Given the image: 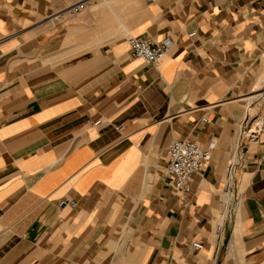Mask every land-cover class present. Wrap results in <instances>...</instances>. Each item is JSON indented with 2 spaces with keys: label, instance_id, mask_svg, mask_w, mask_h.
<instances>
[{
  "label": "crops",
  "instance_id": "obj_1",
  "mask_svg": "<svg viewBox=\"0 0 264 264\" xmlns=\"http://www.w3.org/2000/svg\"><path fill=\"white\" fill-rule=\"evenodd\" d=\"M77 1L0 0V264H264V133L237 138L264 0ZM128 35L172 45L151 65ZM185 139L211 158L181 193Z\"/></svg>",
  "mask_w": 264,
  "mask_h": 264
},
{
  "label": "built area",
  "instance_id": "obj_2",
  "mask_svg": "<svg viewBox=\"0 0 264 264\" xmlns=\"http://www.w3.org/2000/svg\"><path fill=\"white\" fill-rule=\"evenodd\" d=\"M88 0H79L71 5L68 10L77 13ZM194 33H189L192 36ZM128 46V58H141L151 65H157L167 54L172 42L164 38L160 42H154L147 37L128 35L126 39ZM201 122L209 124L210 120L205 117ZM253 123V122H252ZM243 127L240 128V131ZM119 129V128H118ZM264 133V116L254 128L248 130L244 135L246 140L254 141L258 135ZM243 136V138H244ZM242 139V138H241ZM242 144V143H240ZM167 163L165 167L167 184L176 191L186 193L189 190V183L192 175L197 173L211 158L210 150L203 147L197 140H173L167 150ZM233 165L230 164L227 170L228 183L232 180ZM73 206V203H70ZM194 249H200V243H193Z\"/></svg>",
  "mask_w": 264,
  "mask_h": 264
},
{
  "label": "rangeland",
  "instance_id": "obj_3",
  "mask_svg": "<svg viewBox=\"0 0 264 264\" xmlns=\"http://www.w3.org/2000/svg\"><path fill=\"white\" fill-rule=\"evenodd\" d=\"M263 85V84H262ZM252 95H258V96H263L264 97V85L256 92V93H249V96H252ZM263 105H264V99H263ZM249 113L251 114V116L253 117L251 120H259L260 121V116L257 114L255 115V110H249ZM250 124V122H249ZM248 123H244V125H249ZM243 125V127H244ZM241 131H244L245 132V128H242Z\"/></svg>",
  "mask_w": 264,
  "mask_h": 264
},
{
  "label": "bare ground",
  "instance_id": "obj_4",
  "mask_svg": "<svg viewBox=\"0 0 264 264\" xmlns=\"http://www.w3.org/2000/svg\"><path fill=\"white\" fill-rule=\"evenodd\" d=\"M253 122V123H252ZM249 125H246V127H245V132L244 131H240V134H238V137L237 138H241V137H243L245 134H246V132L248 131V130H251L252 128H254L255 127V125L256 124H258L259 123V120H254V121H252ZM245 137V136H244ZM244 139V138H243ZM242 139V140H243Z\"/></svg>",
  "mask_w": 264,
  "mask_h": 264
}]
</instances>
